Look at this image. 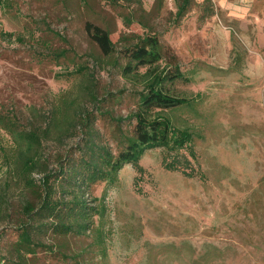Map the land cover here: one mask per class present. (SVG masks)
Instances as JSON below:
<instances>
[{
    "label": "rangeland",
    "instance_id": "374dc122",
    "mask_svg": "<svg viewBox=\"0 0 264 264\" xmlns=\"http://www.w3.org/2000/svg\"><path fill=\"white\" fill-rule=\"evenodd\" d=\"M203 1L177 20L173 0H0V109L20 125L44 127L58 105L68 120L90 111V130L116 152L119 131L131 129L117 119L135 110L143 88L122 77L120 52L146 34L160 41L158 72L181 75L163 90L192 101L167 113L193 132L191 177L164 169L165 150L147 151L141 174L125 165L115 183L88 188L98 212L89 232L40 233L52 250L38 249L27 264H264V0H210L215 14L201 22ZM87 23L109 34L112 56L89 39ZM85 132L47 138L46 173L58 170L55 156L78 157ZM0 148L12 150L1 130ZM42 175H32L36 184ZM36 200L0 159V264L18 263L22 207Z\"/></svg>",
    "mask_w": 264,
    "mask_h": 264
},
{
    "label": "trees",
    "instance_id": "16d2710c",
    "mask_svg": "<svg viewBox=\"0 0 264 264\" xmlns=\"http://www.w3.org/2000/svg\"><path fill=\"white\" fill-rule=\"evenodd\" d=\"M176 8L175 19H182L195 6V0H173ZM199 21L214 16L215 9L210 0H204L198 6ZM85 31L89 39L97 46L102 55L112 56L115 44L109 34L100 27L87 23ZM12 38V34H5ZM160 41L155 34H146L137 38L135 44L125 45L120 56L125 62L121 67L125 79L138 78L143 81V88L134 92L136 107L125 118L117 119L118 123L128 121L131 129L119 131L116 152H113L98 141V136L90 130L93 113L84 111L75 114L72 119L63 113L62 106L54 107L49 122L30 124L28 128L19 124V119L12 113L0 109V130L10 137L12 150L0 148V159L6 165V171L16 174L23 186L37 198L36 203L26 202L22 207V224L18 228L16 251L18 263L27 264L26 257L34 256L38 249H47L39 243L40 233L50 232L54 236H82L91 230L92 217L98 212L89 207L85 198L88 188L98 182L113 184L117 181L119 171L125 165H131L137 174L143 172L139 161L143 155L153 149H163L167 157L163 167L168 171L180 170L187 177L189 160H196L193 149L194 135L187 128L173 126L168 112H174L192 104L191 100L174 97L164 91V84L181 79L178 69L167 73V69L158 72V63L162 60ZM65 53H58L54 58H63ZM145 69L143 73L139 69ZM93 109L102 114V99L90 93ZM61 104V103H60ZM66 104V103H62ZM67 108V107H66ZM69 108V107H68ZM33 110V109H32ZM72 130H86L82 139L78 157L67 155L64 159L55 156L59 163L55 173H46L47 159L40 156L43 143L48 137L63 135ZM186 152L187 154H182ZM184 164V167L181 165ZM35 173L42 177L35 183Z\"/></svg>",
    "mask_w": 264,
    "mask_h": 264
}]
</instances>
